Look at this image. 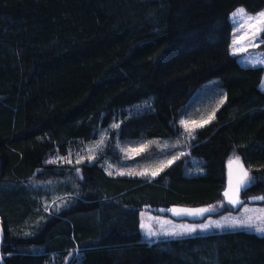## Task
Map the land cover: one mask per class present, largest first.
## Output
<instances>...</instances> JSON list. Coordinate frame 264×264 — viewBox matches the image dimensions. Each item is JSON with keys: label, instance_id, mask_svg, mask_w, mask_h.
<instances>
[{"label": "trees", "instance_id": "trees-1", "mask_svg": "<svg viewBox=\"0 0 264 264\" xmlns=\"http://www.w3.org/2000/svg\"><path fill=\"white\" fill-rule=\"evenodd\" d=\"M238 6L256 12L264 0H0L4 264H264L263 235L235 229L150 243L138 218L141 209L174 218L173 206L216 202L232 152L254 178L242 198L264 197V68L229 51L228 15ZM212 78L224 103L157 176L108 175L100 156L79 165L74 181L47 163L114 122L104 152L113 157L116 135L180 138L181 108ZM192 159L203 172L187 176ZM58 176L73 202L52 212L50 190L31 183Z\"/></svg>", "mask_w": 264, "mask_h": 264}, {"label": "rangeland", "instance_id": "rangeland-1", "mask_svg": "<svg viewBox=\"0 0 264 264\" xmlns=\"http://www.w3.org/2000/svg\"><path fill=\"white\" fill-rule=\"evenodd\" d=\"M238 8L245 9L243 6H238L234 10H232L228 15V19L231 23L229 51L232 54L234 32L236 36H241L242 33L247 32L248 35L243 39L238 40L236 44L237 48L246 47V50H241L237 54H235L239 63L242 65H249L247 61L250 59L264 60V50L260 48L262 32L258 34L259 39L253 42L258 46H248V41L251 39L252 34L255 33V25L252 28H248L247 24H244L243 27L240 28L239 32L236 31L237 27L243 23L238 18L232 17V13ZM246 12L251 16H255L258 13L264 12V7L256 12H249L248 10H246ZM258 65H261L264 68V63ZM259 86L261 89H264V73ZM221 100L225 101L224 90L220 86L219 79L212 78L208 80L205 84L198 87L191 94V96L181 108L178 116V124L182 130V135L180 138L171 139L147 136H141L138 138H119L116 135L113 142V148L116 150L118 157H113L112 154L105 155L104 152L106 150L109 139L108 132L114 128H117L113 127L114 124L118 125L114 122L108 128H100L95 139L85 141L79 148H72L65 155L56 154L51 157L49 156L47 158V163H49V161H55L53 162V164L64 165L63 170L66 172V174L68 173V175L64 177H71L74 181H76L81 178L79 165L83 163L92 164L96 161V159L102 156L103 160L101 164L103 165L104 170L107 174L111 172V175L123 176L119 175L118 173L144 172L146 173L144 175H131H135L138 177L153 178L162 171L161 168L164 170L167 166H169L167 164L169 160H173L174 157L180 156L181 153L185 152L184 145H186L189 139L193 136L194 130L200 128L196 127V125L207 120L209 116L213 115V113L215 116V112L224 103L223 102L221 104ZM143 102L146 101H142L141 103L135 104L134 106H138ZM213 119L211 121H213ZM181 120H185L188 122L187 127L192 132V136H189L188 133L185 131V127L180 123ZM193 121L195 123H193ZM92 156H94L95 158L89 159V157ZM236 156L238 155L232 152L227 159L226 180L224 189L221 193L220 198L216 202L202 207H190L179 205L170 208L197 209L211 207L214 209L213 211L206 212L203 214V216L199 217H192L187 215H174V218H171L168 215L166 216L162 214H155L150 210L141 209L138 212V218L142 237L148 241L149 239L157 240L160 238L185 237L192 236L195 234H205L212 231L235 229H245L256 233L254 228H234L229 226V222L231 220H236L239 222L242 220H247L249 217H252L253 221L258 226H264L263 199H253L254 197L244 199L242 198V190L239 194V199L241 203L233 207L231 204L227 203L223 195L224 191L228 188L229 184V161ZM78 160L80 161L79 163H77ZM201 163L202 161L199 159H192L193 167L186 169L184 172L185 175L192 176L202 173L203 168L201 167ZM235 169L236 166L233 165L234 172ZM154 172H157L158 174L153 176ZM62 178V176H58L54 179L33 180L31 183L44 189L50 190L48 194H44L43 200L47 208L52 212H59L62 209L68 208L73 202L72 195L70 196L69 194L62 193L63 191H60V181ZM141 223L145 225L144 229L141 228ZM203 224H207L209 225V227L205 230H201L200 226ZM216 224H219L220 227H216ZM41 226V224L36 223V228L33 232H37ZM182 227H193L196 229V231L190 234L176 236H169L163 234L165 232H178ZM148 231H154L157 233V235L149 238L146 235ZM259 235L264 236V234ZM39 248H32V250H40Z\"/></svg>", "mask_w": 264, "mask_h": 264}, {"label": "snow or ice", "instance_id": "snow-or-ice-1", "mask_svg": "<svg viewBox=\"0 0 264 264\" xmlns=\"http://www.w3.org/2000/svg\"><path fill=\"white\" fill-rule=\"evenodd\" d=\"M233 18H238L240 21L243 23L240 24V26L237 27L236 31L239 32L240 28L243 27L244 24H247L248 28H252L255 25V33L252 34L251 39L248 41V46H258L254 44L253 42L257 39H259V33L264 32V12L258 13L255 16H251L247 14L246 10L243 8H238L232 13ZM248 35L247 32H244L241 34V36H236L235 32L233 34V43H232V54L235 55L241 50H246V47L242 48H237L236 44L238 40L243 39ZM247 63L251 65L252 67H256L258 64L264 63V60H248ZM224 101L221 100L220 103L222 104ZM214 118V113L213 115L209 116L207 120L203 121L200 124H197L196 127H203L205 124L209 123L212 119ZM181 125L185 127V131L188 133L189 136H192V132L188 129L187 124L188 122L185 120L180 121ZM193 123H195L193 121ZM119 125H113V127H118ZM180 155H183L181 153ZM95 157H89V159H94ZM82 159V158H81ZM174 159H179V156H176L173 158V160H169L167 162L168 165L172 164L174 162ZM55 161H49V163H53ZM80 161L78 160L77 163ZM233 165L236 166L235 172L233 171ZM161 170H163L161 168ZM79 171V170H77ZM109 175L112 173L109 172ZM119 175H125V174H136V175H144L146 173L141 172V173H124L120 172L118 173ZM157 172L153 173V176L157 175ZM254 181L253 177H250L249 172L244 168L243 164L240 161L239 156L234 157L229 161V184L228 188L224 191L223 195L227 201L228 204H231L233 207L236 205L240 204L241 201L239 199V194L240 192L245 189L250 183ZM253 199H264V197H254ZM214 209L209 207V208H197V209H187V208H182V209H177V208H172L168 209L173 215L180 216V215H187V216H192V217H199L203 216L204 213L213 211ZM259 219V218H257ZM216 227H220L219 224L215 225ZM229 226L234 227V228H249L255 230L256 233L258 234H264V226H258L254 221L252 217H249L247 220H242V221H236V220H231L229 222ZM209 227L207 224H203L200 226L201 230H205ZM141 228L144 229L145 225L141 223ZM196 231L195 228L193 227H182L178 232L173 231V232H165L163 233L164 235H169V236H176V235H183V234H190L192 232ZM146 235L150 238L153 236H156L157 233L154 231H148ZM149 242L151 243V240L149 239Z\"/></svg>", "mask_w": 264, "mask_h": 264}, {"label": "water", "instance_id": "water-1", "mask_svg": "<svg viewBox=\"0 0 264 264\" xmlns=\"http://www.w3.org/2000/svg\"><path fill=\"white\" fill-rule=\"evenodd\" d=\"M1 238H2V226H1V223H0V242H1ZM0 264H4L2 258H1V253H0Z\"/></svg>", "mask_w": 264, "mask_h": 264}, {"label": "crops", "instance_id": "crops-1", "mask_svg": "<svg viewBox=\"0 0 264 264\" xmlns=\"http://www.w3.org/2000/svg\"><path fill=\"white\" fill-rule=\"evenodd\" d=\"M262 90H264V89H262Z\"/></svg>", "mask_w": 264, "mask_h": 264}]
</instances>
